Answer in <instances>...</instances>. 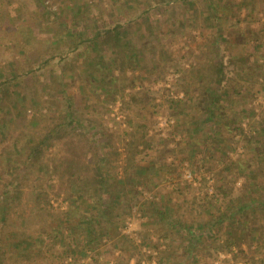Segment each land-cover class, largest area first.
<instances>
[{
	"label": "rangeland",
	"instance_id": "374dc122",
	"mask_svg": "<svg viewBox=\"0 0 264 264\" xmlns=\"http://www.w3.org/2000/svg\"><path fill=\"white\" fill-rule=\"evenodd\" d=\"M19 2L24 19L7 22L6 30L2 29L5 25L0 29V81L30 67L36 70L33 85L26 78L25 89L20 90L23 95L12 91L14 101L0 103V237L5 235L13 243L0 242L4 263L34 264L32 257L22 258L20 250V239L30 237L32 252L42 248L38 264H134L136 259L138 264H159L160 258L162 264H264V0H133L130 5L126 0ZM248 6L252 7L249 11ZM117 23H122L140 55L139 64H127L124 73L119 72L118 59L108 64L114 54L106 45H100L94 56L88 41L81 42L95 27ZM25 33L40 40L28 39ZM57 37L62 39L58 45ZM220 54L226 61L239 56L234 71L245 76L236 78L232 69L228 74L226 84L234 92L224 93L231 102L220 103V117L225 119V115L228 125L217 129L203 120V125L193 127L196 133H189L190 137L185 125L175 118L166 119V113L170 114L167 100L187 82L184 72L212 67ZM15 83L10 81L8 87L14 90ZM154 86L163 87L154 97L159 106H146L137 113L135 104L123 103L132 89L145 91ZM106 89L111 90L113 101L101 104ZM67 104L82 118L94 119L100 111L115 133V148H124L122 133L130 131V135L135 119L145 121L149 135L162 148L160 154L159 150L150 152L151 162L145 158V169L137 175L129 171L128 178L122 170L124 154L105 152L107 159H115L112 165L106 159L107 168L114 166L112 171L127 184L116 204L120 220L108 219L111 234L117 231L135 243L132 251L136 255L127 263L119 262L118 251L110 247L113 236L104 240L96 258L93 251L77 260L44 252L53 235L46 228L48 223L58 225L59 212L69 204L54 192L58 183L52 168L55 147H47L42 157L30 158L31 140L26 136L44 131L46 116L62 113ZM120 113L125 119L135 118L124 126L117 117ZM24 125L27 135L20 134ZM83 144L87 160L95 163L96 144ZM188 145L192 157L184 156ZM165 153H175L168 162L169 172L156 174L157 161ZM200 156L201 165L197 162ZM202 178L206 185L200 189ZM39 192L49 197L54 217L36 214ZM150 200L169 205L166 220L160 219ZM73 205L71 209L80 207ZM226 205L233 210L227 211ZM174 215L181 220L176 230L169 221ZM186 233L198 238L190 247L183 238Z\"/></svg>",
	"mask_w": 264,
	"mask_h": 264
},
{
	"label": "trees",
	"instance_id": "16d2710c",
	"mask_svg": "<svg viewBox=\"0 0 264 264\" xmlns=\"http://www.w3.org/2000/svg\"><path fill=\"white\" fill-rule=\"evenodd\" d=\"M126 1L127 4L130 5V3L132 4L133 0ZM147 4L149 7L150 3L147 2ZM240 7L241 6L239 5V9ZM246 9L249 11L252 9V7L248 6ZM22 10L23 7L19 0H0V29L2 25H5L2 29L6 30V27L9 26L7 22L24 19V11ZM45 14L47 15V12H45ZM245 15L249 16L250 14L247 12ZM142 19L144 20L145 17L143 16ZM29 23L31 22L29 21L28 24ZM19 33L23 35L22 30H19ZM80 34L81 35L78 36L81 38L83 34ZM25 35L29 36L28 39L37 38V40H40L37 35H27L26 33ZM82 39V43H86L88 41L87 45L90 44L94 48V52H96L94 56L100 52V45H106L107 48L110 49V54H114V57L110 58L108 64L112 61L117 62L118 59L120 73L125 72V67L127 64L136 66L140 62V55L138 54L137 49L134 48V46L128 40L122 23L112 24V27L102 29H100V27H95L90 37H87L86 39L82 37ZM60 40H62L60 37L54 38L56 45L59 44ZM71 44H73V41L70 42V45ZM115 56L117 57L115 58ZM50 58L45 57L44 59L50 60ZM103 58L104 57L102 56L101 59ZM240 59L241 58L237 56L232 59L229 58L226 61L220 54L219 58H217V62H215L212 67H202L199 71H197L198 69L196 68H194V71L191 70V72L195 74L194 79L197 84L196 86L198 93H200L202 96H209L204 106V108H207V111L204 110L207 115L205 118L207 121H212V124H214L217 129L222 124L228 125V121L226 120L227 117L224 115L225 113H223L225 119H223V116L222 118L220 117L222 113L220 111L222 93L219 92L216 87L221 85L223 82L224 84L226 83L229 76L228 74H231V69V72L234 73V75L236 74L238 78L240 77L241 79H244V77L241 75L242 72L234 71L236 69L233 67L237 65V62ZM101 62L103 61L101 60ZM35 70L36 69L30 67L22 74L14 73L9 79H2L0 81V103H3V101L13 102L14 100L11 94L12 91L13 94L23 95L24 91L23 93H20V90L25 89L26 85L24 84L27 82V77L31 79L30 84L32 83V73ZM153 79L155 80L156 78ZM12 80H16V87L14 90L8 87L9 82ZM33 84L34 83L31 85ZM224 92H227L226 89ZM156 94L157 91L151 87L145 91L138 90L136 92H134L132 89L129 92L127 99H124L123 103L135 104V111L138 113L139 111H143L146 106H149L150 108H154L156 105L159 106V103H155L154 97ZM184 95H186L185 92ZM107 99H109L110 102L113 101L110 89H106V95L104 100H101V104H104ZM167 101L168 107L173 108V106L179 107L182 99L170 97ZM228 101L231 102V99L226 98L225 102L227 103ZM142 116L144 118L145 114ZM46 118L47 122L45 123L46 125L44 127V131L41 133H35L30 136L27 135L23 129L26 127L25 125L21 127L20 131V134L25 133V135H27L26 137L30 138L31 140L28 149V156L30 158L37 156L42 157L46 155L47 147H55L52 154L55 157L52 168L54 174L57 176L56 179H58V183L56 184L54 192L58 196L62 194L61 199L67 201L69 204L68 208L59 212L60 214L57 216V220L59 221L58 225H52L54 221L48 223V227L46 228L47 230L50 228V232L53 233V235L51 237V243L48 245V247H46L44 252L50 251L59 255L60 257L65 256L73 258V260H77L78 257L86 256L88 254L87 252L93 251V256L96 258V256L101 253V248H103V245L105 244L104 240H106L107 237L113 236L114 240L112 246H109L118 251L117 259L119 258V262H126L128 259L130 260L131 258L135 257L136 253L132 251V248L135 245L133 239L125 234L117 233V231H114V233L111 234V223H109L108 219L110 217H114L120 220V213L117 211L116 204L119 202L120 194H124L125 192L124 187L125 189L127 188V184L125 183L124 179L125 177L128 178L127 174L130 172H135V175H137L138 172H142L145 169L144 164L142 163L143 160L148 158L147 161L150 163V152H156L160 150L157 144L152 141V138L148 133V125L145 123V121H139L138 119H135L134 123L131 125L132 132L130 135L128 134L130 131L122 133V136L124 139H126L123 142L124 148L121 150L114 147L115 142L113 141V137L115 133L109 129L106 119L103 118L100 111L94 119L82 118L81 113H74V111L71 109V106L67 104L66 109L62 113H58L56 116L52 114L50 116H46ZM53 118H56L54 124H52L54 120ZM132 118L135 117L131 116L127 119L124 118L126 125L130 124ZM198 124H200V122L195 126H198ZM238 131H241V129H238ZM136 132L139 133L137 138L133 137V134ZM13 139H15V136H13ZM13 139H11L10 142H13ZM62 139H64V141L61 143ZM84 141L87 143L91 142L96 144L97 153L99 155L95 158V163L93 164L87 160V151L84 150L83 144ZM112 147L114 151H112ZM191 151L192 147L189 148L188 152H185L187 157H192ZM105 152L110 154H115L118 152L119 154H124L122 170L123 174L126 175L122 180L119 179L120 177L118 176L117 171H112V169L115 168L114 166H110L112 169L110 167L107 168L109 165H106V162L108 161L112 165V160L114 161L115 159H107L106 157L108 154ZM105 154H107V156ZM202 157L203 156H200L197 159V162H199L200 165L202 164L201 161H204ZM208 158L209 157H207V160ZM49 161L51 160H48V162L45 164L49 165ZM168 166H166L167 170ZM162 169L163 166H159L157 170H154V172L159 174ZM201 180L202 182H200V189L206 185L205 178H202ZM48 198L49 197H47L46 194L41 192L37 193L35 196L36 201L34 206L37 208L34 209L36 214L40 217H42L43 214H47L48 217H54L49 209L52 205L49 204ZM157 202L158 201L156 200H150L149 205L152 208L154 207L156 212L159 213L158 215L160 219L164 220L168 211H170L169 205H163L162 202ZM73 204H78L80 206L77 208L78 210L71 209ZM4 205L5 203L3 204V208H5ZM261 205L264 207V201L261 203ZM225 209L229 211L232 209V207L226 205ZM75 211L76 218L74 219L73 217L71 219L70 217L72 212L75 213ZM169 221L171 223V227L175 230L177 226L181 224L179 223L181 220L175 215L172 217V220ZM62 223H64L66 226V232L64 231L65 226ZM192 236H194V234L192 235V233H189L186 237H183L184 240L188 242V247L192 245L193 241L198 239L197 237ZM31 240L32 239L30 237H22L20 239V246H22L20 248L22 253L21 256L25 259L32 257L33 263L38 264V261L36 260H39L43 257L41 255L42 252L39 251L42 250V248L32 252L31 249L33 241ZM0 242L8 246L13 244L11 240L5 235L0 237ZM52 253L50 255L53 257L54 255ZM2 254L4 253H0V264H6L4 263V259L1 257ZM160 260L161 258L157 263L162 264ZM127 264H129V261ZM134 264H138V259L135 260Z\"/></svg>",
	"mask_w": 264,
	"mask_h": 264
},
{
	"label": "crops",
	"instance_id": "0c3cea01",
	"mask_svg": "<svg viewBox=\"0 0 264 264\" xmlns=\"http://www.w3.org/2000/svg\"><path fill=\"white\" fill-rule=\"evenodd\" d=\"M235 76H236V74H235ZM184 77L187 78V82H185V84L183 86H181L178 90H176V92H178V91L179 92L177 95L173 96V98H175V99H179V98L182 99V101L180 102V106L179 107L173 106V108H170V114L166 113V119H168V120H170V118H175V120L177 119L179 124H181L183 126L185 125V128L188 129L187 135L190 136L189 135V133H190L192 136L193 134L196 133L195 132L196 130H192L193 127H196L195 125L199 122H200V124H198V126L203 125V120H206L205 117L207 115H206V112H204V110H206L207 108H204V106H205V103L207 102L209 96L208 95H207L208 97L206 95L202 96L200 93H198L197 86H196L197 84H196L195 79H194L195 74L193 72H191V71L184 72ZM236 78H238V76H236ZM239 79H241V78L239 77ZM161 88H163V87H156V86L153 87V89H155L156 91L159 89L161 90ZM216 89L222 93V102L225 101V96H224V93H225L224 90L225 89H227L226 91L229 93L234 92V89L233 90L229 89L227 87V84L226 83L224 84V82L221 85H218L216 87ZM184 92L186 95H184ZM159 102H161V101H159ZM117 117L120 118V121L125 126L126 125V123L124 121L125 115L123 113H120V114H117ZM179 118H180V120H179ZM208 122H210V121H207V123ZM150 137L152 138V141H154V143H155V140H156L155 137L154 136H150ZM158 137H161V136H158ZM189 148H190V146L188 145L186 147L187 150L186 151L183 150V152H188ZM161 149L162 148H160V150H159V154H160ZM173 152H174V150H173ZM174 154L175 153H173L172 156H168V153H165V155L163 157H161V159H160L161 162H160V160L157 159L158 160L157 166L158 167L163 166L162 170L166 171L167 170L166 166L169 165V163L171 162V157H173ZM184 156H186V153H184Z\"/></svg>",
	"mask_w": 264,
	"mask_h": 264
},
{
	"label": "built area",
	"instance_id": "2783aa9c",
	"mask_svg": "<svg viewBox=\"0 0 264 264\" xmlns=\"http://www.w3.org/2000/svg\"><path fill=\"white\" fill-rule=\"evenodd\" d=\"M189 174V173H188ZM189 176V175H188Z\"/></svg>",
	"mask_w": 264,
	"mask_h": 264
}]
</instances>
